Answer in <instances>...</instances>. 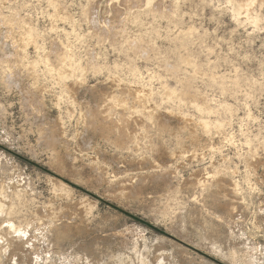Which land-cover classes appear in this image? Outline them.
<instances>
[{"label":"rangeland","instance_id":"obj_1","mask_svg":"<svg viewBox=\"0 0 264 264\" xmlns=\"http://www.w3.org/2000/svg\"><path fill=\"white\" fill-rule=\"evenodd\" d=\"M250 2L0 0V264H264Z\"/></svg>","mask_w":264,"mask_h":264},{"label":"bare ground","instance_id":"obj_2","mask_svg":"<svg viewBox=\"0 0 264 264\" xmlns=\"http://www.w3.org/2000/svg\"><path fill=\"white\" fill-rule=\"evenodd\" d=\"M242 1V0H241ZM246 1V0H245ZM252 2H254L255 0H251ZM233 2H236V1H233ZM238 2V1H237ZM240 2V1H239ZM249 2V1H248ZM252 2H250V3H248V4H246L247 5V9H249L250 7H249V5H251V3ZM255 3V2H254ZM252 6V5H251ZM240 7V6H239ZM249 7V8H248ZM243 8V7H242ZM240 9V8H239ZM243 10V9H242ZM249 10H252V9H249ZM238 12H239V10H238ZM243 12L245 13V11L243 10ZM247 15V14H246ZM251 15H252V13H251ZM252 16H254V15H252ZM258 16V15H257ZM259 17V16H258ZM250 19V18H249ZM257 20H258V18H257ZM258 24V23H257ZM29 37V36H28ZM27 40V39H26ZM36 43V42H35ZM141 46V45H140ZM62 58V57H61ZM61 76V75H60ZM63 77V76H62ZM140 92H143V91H141L140 90ZM138 93V92H137ZM150 95V94H149ZM142 96H146V95H143V94H141V93H138V97H142ZM61 183V182H60ZM65 184V183H64ZM3 189V185H1L0 186V193H1V190ZM9 231L10 232H15L16 231V229H15V225H12V226H10L9 227ZM17 232V231H16Z\"/></svg>","mask_w":264,"mask_h":264}]
</instances>
